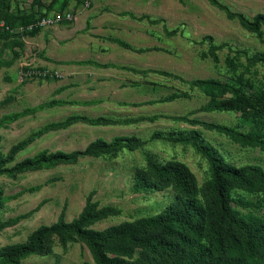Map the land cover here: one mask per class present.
Segmentation results:
<instances>
[{
  "label": "rangeland",
  "instance_id": "rangeland-1",
  "mask_svg": "<svg viewBox=\"0 0 264 264\" xmlns=\"http://www.w3.org/2000/svg\"><path fill=\"white\" fill-rule=\"evenodd\" d=\"M220 1L249 19L264 14V0ZM64 11L73 19L33 33L0 34V156L8 157L0 173V222L26 214L0 228V249L25 243L40 226L55 223L63 210L67 221L78 217L90 194L100 206L117 210L91 224L95 230L159 213L174 199L175 189L136 187L135 173L147 168L149 158L184 162L202 187L212 170L190 138L194 130L228 161L264 168L259 147L242 146L196 122L264 131V115L249 118L241 111L200 110L212 99L235 96L194 84L213 78L250 94L263 93L264 63L251 57L264 54V27L258 36L209 0H0V21L5 23ZM148 17L159 22L150 23ZM207 36L219 46L218 60L209 55ZM27 68L50 73L22 75ZM172 94L179 97L167 99ZM72 116L106 121L53 126ZM133 135L141 140L134 150L79 155L70 162L10 171L43 152L83 151L98 138ZM178 136L186 139L175 140ZM232 194L254 201L257 207L252 210L264 213L258 186ZM20 264L96 263L82 242L63 245L55 235L44 252Z\"/></svg>",
  "mask_w": 264,
  "mask_h": 264
},
{
  "label": "trees",
  "instance_id": "trees-1",
  "mask_svg": "<svg viewBox=\"0 0 264 264\" xmlns=\"http://www.w3.org/2000/svg\"><path fill=\"white\" fill-rule=\"evenodd\" d=\"M209 2L223 10L228 18L237 19L248 30L258 36L262 35L263 13L249 19L243 13L231 10L220 0ZM37 16L15 24L6 22L10 29L0 28V34L13 33L11 29L27 26ZM147 19L150 23L159 22L158 19ZM41 28L25 31L33 33ZM207 38L210 44L209 55L218 60L219 46L214 43L212 36ZM115 41L125 48L133 49L125 41ZM251 61L264 63V54L252 55ZM228 62L233 63L231 59ZM194 84L206 90L231 92L235 96V99H212L200 110L241 111L249 118L264 115V92L250 94L233 83L213 78L197 79ZM177 97L178 94H172L167 99ZM19 115L21 114L14 117ZM76 121L98 124L106 120L72 116L53 126H66ZM196 122L207 129L226 134L242 146H257L264 152L263 130L253 128L241 131L234 126L216 122ZM190 138L207 158L212 170L211 178L202 187L184 162L169 160L159 163L149 158L147 168L135 173L136 187L142 190H160L172 186L175 189L174 199L159 213L95 230L90 228L91 224L117 213V210L110 206H100L93 199V194H90L78 217L67 221L63 210L55 223L40 226L25 243L0 249V264H20L23 258L44 252L47 240L55 235L63 245L70 241L82 242L89 249L96 264H264V213L252 210L257 207L254 201L241 196L235 198L232 194L237 189L250 190L258 186L264 205V168L257 164L238 166L228 161L216 146L204 141L197 130L193 131ZM174 139L185 140L186 137L178 136ZM140 144L141 140L135 135L116 137L111 141L98 138L90 142L83 151L43 152L15 164L10 171L23 172L43 165L70 162L79 155L116 154L123 148L137 149ZM7 162L8 157L0 156V173L6 170ZM25 216L26 214L19 215L11 221L0 222V228Z\"/></svg>",
  "mask_w": 264,
  "mask_h": 264
},
{
  "label": "built area",
  "instance_id": "built-area-1",
  "mask_svg": "<svg viewBox=\"0 0 264 264\" xmlns=\"http://www.w3.org/2000/svg\"><path fill=\"white\" fill-rule=\"evenodd\" d=\"M73 19V15L67 11L64 12H56L53 15H49V16H42V15H38L36 17V20L27 25V26H20L19 28H17V30L15 29H11L12 32H23V31H29L32 30L35 27H47V26H53L56 24H59L63 21H67V20H72ZM0 28H6V29H10V27L8 25H6V23L4 21H0ZM50 72L48 70H35L33 68H27V69H22L21 74L24 76H34V75H48Z\"/></svg>",
  "mask_w": 264,
  "mask_h": 264
}]
</instances>
